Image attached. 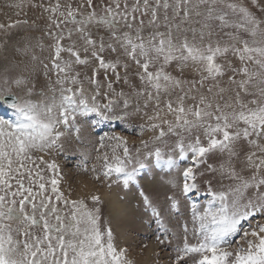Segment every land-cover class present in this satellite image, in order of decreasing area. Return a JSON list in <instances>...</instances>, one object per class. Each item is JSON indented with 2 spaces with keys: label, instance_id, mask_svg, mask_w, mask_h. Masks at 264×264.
Listing matches in <instances>:
<instances>
[{
  "label": "snow or ice",
  "instance_id": "snow-or-ice-1",
  "mask_svg": "<svg viewBox=\"0 0 264 264\" xmlns=\"http://www.w3.org/2000/svg\"><path fill=\"white\" fill-rule=\"evenodd\" d=\"M8 6L24 18L0 22V49L12 29L45 24L34 45L16 49L30 56L29 74L0 72V101L13 110L0 117V264H133L102 221L99 192L76 196L57 160L45 157L64 152L69 132L81 140L80 121L96 128L134 114L146 116L138 135H152L130 146L127 136L105 132L76 169L127 189L154 161L178 189L166 198L176 212L181 197L200 194L198 178L213 173L218 186L205 181L203 206L191 200V229L184 220L173 264H264V0ZM28 9L39 10L36 19ZM38 68L46 84L36 91ZM121 83L130 91H117ZM138 194L165 237L179 240L163 209L143 187Z\"/></svg>",
  "mask_w": 264,
  "mask_h": 264
},
{
  "label": "rangeland",
  "instance_id": "rangeland-1",
  "mask_svg": "<svg viewBox=\"0 0 264 264\" xmlns=\"http://www.w3.org/2000/svg\"><path fill=\"white\" fill-rule=\"evenodd\" d=\"M15 0H0V22L7 23L9 19H23L24 17H17L15 9L8 5L14 3ZM39 15V10L28 9L27 18L29 21L36 19ZM38 27L32 28L30 26H21L11 30L9 42L6 48L0 49V72L5 67L9 68L12 76L20 74L28 75L25 71V65L31 66L32 62L30 56L23 55L16 51L17 48L23 49L26 44L34 45L36 38L43 34L45 21L37 20ZM2 37V34H0ZM30 37L31 39H24ZM45 44L49 43L45 38ZM36 54L44 59L47 57V51L41 52L39 48L34 49ZM45 62H47L45 60ZM42 69L38 68L34 74L33 79L36 84V91L45 87L46 81L42 76ZM225 85L227 77L224 78ZM138 83V82H137ZM117 91L121 88L128 92L130 89L123 83L116 85ZM13 91L18 95H23L19 89L13 88ZM34 99L39 97L34 96ZM151 114V108L146 110ZM0 117L12 118L13 110L10 106L0 101ZM89 119H92L91 117ZM146 116L143 114H134L129 116L125 121H115L103 124L99 127L93 128L89 124L80 121L82 124L81 140L75 138L74 133L69 132L63 140L64 152L54 153L53 157L46 156V159L55 158L60 164L62 171L66 174V186L71 185L74 188L76 196L83 195L85 197L99 192L103 204L101 207L102 221L109 224L116 237V243L119 247H126L128 249L127 256L133 264H173L175 259V246L177 243H182L183 232L181 224L184 220L190 222L189 204L191 200H195L198 204L203 206L208 200L206 192L205 181L212 180L214 186L216 179L214 174L206 172V166H201V171H205V175L198 178L201 187L199 195L190 194L188 198L181 197L182 203L179 212L170 210L168 206L167 197L173 192L178 194V189H172L165 182L169 179V174L157 166L154 161L150 162L149 167L145 168L137 175V183L125 189L122 185H113L111 189L107 187L106 183L96 182L90 179L89 175L76 169V164L80 160V153L82 151L90 152L95 156L96 142L99 136L105 132H115L128 137L129 145L139 146L140 139H146L152 135L150 132H145L141 137L138 135V126L145 123ZM83 141V142H81ZM215 159H211L208 163H214ZM190 161H182L181 167H185ZM172 175H178L172 173ZM143 187L145 192L154 200L158 206L163 209L162 215L168 227L177 233L179 240L174 239L171 234L165 237L150 214L146 212L143 207L142 200L138 194V188ZM92 205L90 204V207ZM259 219V217H257ZM253 222V226H254ZM244 227H248L245 224ZM191 242H195L194 237L190 232ZM233 247L236 245L233 244Z\"/></svg>",
  "mask_w": 264,
  "mask_h": 264
},
{
  "label": "water",
  "instance_id": "water-1",
  "mask_svg": "<svg viewBox=\"0 0 264 264\" xmlns=\"http://www.w3.org/2000/svg\"><path fill=\"white\" fill-rule=\"evenodd\" d=\"M7 105H9V102H5Z\"/></svg>",
  "mask_w": 264,
  "mask_h": 264
}]
</instances>
